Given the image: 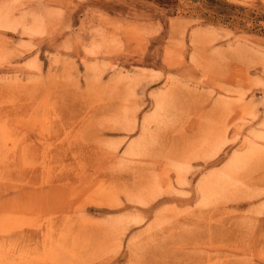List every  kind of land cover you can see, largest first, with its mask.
I'll use <instances>...</instances> for the list:
<instances>
[{"label":"rangeland","instance_id":"374dc122","mask_svg":"<svg viewBox=\"0 0 264 264\" xmlns=\"http://www.w3.org/2000/svg\"><path fill=\"white\" fill-rule=\"evenodd\" d=\"M161 1L0 0V264H264V0Z\"/></svg>","mask_w":264,"mask_h":264},{"label":"trees","instance_id":"16d2710c","mask_svg":"<svg viewBox=\"0 0 264 264\" xmlns=\"http://www.w3.org/2000/svg\"><path fill=\"white\" fill-rule=\"evenodd\" d=\"M161 1V0H160ZM164 1H166L165 3H168L169 4V2H170V0H164ZM162 2V1H161ZM225 6H227V5H225Z\"/></svg>","mask_w":264,"mask_h":264},{"label":"bare ground","instance_id":"6f19581e","mask_svg":"<svg viewBox=\"0 0 264 264\" xmlns=\"http://www.w3.org/2000/svg\"><path fill=\"white\" fill-rule=\"evenodd\" d=\"M224 138V137H223ZM205 191V189H203Z\"/></svg>","mask_w":264,"mask_h":264}]
</instances>
